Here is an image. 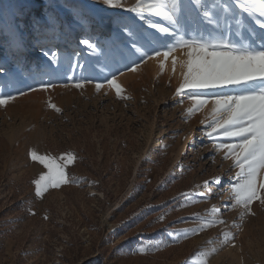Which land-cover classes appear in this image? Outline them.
Masks as SVG:
<instances>
[{"label": "rangeland", "instance_id": "obj_1", "mask_svg": "<svg viewBox=\"0 0 264 264\" xmlns=\"http://www.w3.org/2000/svg\"><path fill=\"white\" fill-rule=\"evenodd\" d=\"M121 2L0 0V67L7 73L0 74V92L15 96L0 107V264H200L201 253L213 248L207 264H264V205L254 202V215L243 218L239 208H229L235 170L201 123L211 105L189 116L191 100L176 94L184 57L175 68L163 55L137 60L135 72L106 60L109 47L123 39L115 17L153 31L125 11L136 0ZM47 5L58 17L54 28L43 26V12L52 11ZM103 14L110 17L108 33ZM237 14L245 36L247 29L262 31L247 13ZM72 16L94 26L71 39ZM34 33L45 42L30 46ZM82 38L97 43V52L81 45ZM230 38L240 39L235 31ZM17 50L20 57L13 58ZM112 75L127 98L107 85ZM42 84L52 87L42 90ZM29 150L54 158L74 153L66 168L73 182L37 198L32 181L47 170ZM208 219L224 223L180 236ZM223 233L234 238L225 242ZM142 246L149 250L141 254Z\"/></svg>", "mask_w": 264, "mask_h": 264}, {"label": "snow or ice", "instance_id": "obj_2", "mask_svg": "<svg viewBox=\"0 0 264 264\" xmlns=\"http://www.w3.org/2000/svg\"><path fill=\"white\" fill-rule=\"evenodd\" d=\"M103 2L110 7H123L121 0ZM46 8L52 11L43 12V26L54 28L58 22L55 8L53 5ZM237 9L255 19L262 31L247 29L249 36H245L246 29L238 18ZM125 11L135 14V18L143 20L153 31L146 34L142 27L129 23L123 16L115 17L112 22L123 39L119 45L109 47L106 60L125 62L127 70L135 72L137 60L161 55L167 59L171 55L175 68L177 60L173 54L181 51L184 57L180 61L182 78L176 94L187 95L191 100L192 106L187 109L189 116L211 105L208 117L201 123L208 129L204 134L213 140V147L223 153L222 159L231 160L230 167L235 170L229 185L232 199L229 208H239L241 218L254 215L253 203L264 205V0H136ZM149 17L160 18V22ZM222 25H226V29ZM205 26L211 30H206ZM40 27L41 20L34 19L33 28ZM233 31L239 41L230 38ZM79 42L90 53H96L100 47L89 38ZM45 55L55 59L57 53L46 52ZM0 74H7L3 67ZM106 83L115 90L117 98H127L122 97L123 89L116 75L106 78ZM9 86L11 82L4 85ZM74 86L80 88L83 83L76 82ZM49 87L52 85H41L42 90ZM101 87V83L96 84L97 90ZM14 99L15 96L0 92V107ZM48 106L60 111L54 104ZM28 157L47 170L32 181L37 198L50 188L73 182L66 168L76 159L74 153L54 158L29 150ZM215 182L219 183L220 179ZM217 211L213 206L210 214L214 216ZM217 223L224 221L203 220L180 236L187 239L189 231L197 234ZM222 235L225 242L234 238L228 233ZM147 250L142 246L137 251L143 254ZM214 252L215 248L202 252L200 264H207V258Z\"/></svg>", "mask_w": 264, "mask_h": 264}, {"label": "bare ground", "instance_id": "obj_3", "mask_svg": "<svg viewBox=\"0 0 264 264\" xmlns=\"http://www.w3.org/2000/svg\"><path fill=\"white\" fill-rule=\"evenodd\" d=\"M26 9H27V7L23 8V9L18 8V9H16L15 12H17L19 14L20 12H24V10H26ZM112 11H114V13H117V8H113ZM102 18H103L102 19V25L104 26L103 29H104L105 33L106 32L108 33V30L110 32L111 29L109 28V23L107 22V19L110 17L107 14H103ZM156 20L158 22H160V18H157ZM70 21L71 22L69 24L71 25V32H72L71 39L77 38L76 34L80 35L83 32V29L89 28L88 26H94V23L92 22V20H84L83 17L72 16V17H70ZM45 40H46V38H42L39 35V33H34L26 41H27V43H29L30 46L32 45V47H35V46H39L40 44L45 42ZM13 54H12L14 56L13 58L20 57V51L19 50L15 51ZM31 54H33V53H31ZM173 55H175L177 61H180L182 56H183L180 50H177ZM35 56L36 55H33L32 57H35ZM169 59L172 60L171 55L169 56Z\"/></svg>", "mask_w": 264, "mask_h": 264}]
</instances>
